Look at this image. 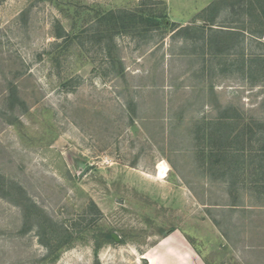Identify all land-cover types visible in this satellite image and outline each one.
<instances>
[{
	"label": "rangeland",
	"instance_id": "1",
	"mask_svg": "<svg viewBox=\"0 0 264 264\" xmlns=\"http://www.w3.org/2000/svg\"><path fill=\"white\" fill-rule=\"evenodd\" d=\"M141 1L0 0V191L11 195L0 193V264H153L174 230L189 235L204 264H264L260 137L246 136L226 165L208 156L213 130H204L228 106L241 124L264 122V69L251 79L241 67L264 55V37L252 32L260 25L243 0H220L213 28L180 33L214 0H156L145 6L176 26L115 35L112 60L95 15ZM218 28L235 51L216 53ZM212 138L225 139L222 130ZM18 187L54 224L81 228L96 218L118 239L95 253L98 230L87 228L48 260L37 227L24 228L10 199Z\"/></svg>",
	"mask_w": 264,
	"mask_h": 264
},
{
	"label": "trees",
	"instance_id": "2",
	"mask_svg": "<svg viewBox=\"0 0 264 264\" xmlns=\"http://www.w3.org/2000/svg\"><path fill=\"white\" fill-rule=\"evenodd\" d=\"M214 0L205 7L202 12L198 16L195 17V21H200V23H197L198 25H189V26H182L180 27V33L182 31H187L190 28H193L192 26H196V30L203 31L204 28H206V25H208L209 28H213L212 26L215 24V18L218 16V8L220 2H223L225 0ZM246 2L243 0L241 4L243 3V10H246L253 20L257 19L258 24L260 27H257V29H253L252 32H255L257 34H260L258 38L264 37V0H247ZM142 3L135 9H111L104 12H99L95 15V20L93 22V28H94V34L96 36V39L99 43H103L105 46L107 53L110 54V58L114 60L112 51L114 49V37L117 34H139V35H147L149 31H152L153 29H157L160 27H168V24L166 23V20L169 21V24L173 27L176 26L175 22H170L169 19H167V15L165 11H156L155 7L148 8L145 6L146 3H156V0H143ZM239 3V2H238ZM246 12V13H247ZM245 23V22H244ZM55 30V37L57 39H66L67 32L60 24H56L54 27ZM218 28L215 32V36L210 37L208 42L211 41V38H213V41H215L216 46V53L222 54V53H231V51H235L237 46L233 43H228L227 45H224V47L221 45V36L220 32H222ZM218 32V35H217ZM203 35V34H202ZM66 46L73 42V37H69L66 40ZM57 46H59V42L54 43ZM112 54V55H111ZM254 64L252 62L245 66V64L242 62L241 67L246 68V72L248 75H250L251 79L255 77L256 71H262L264 69V55H259L255 59H253ZM12 98L15 96V93L13 92V89L11 91ZM231 108L230 106L225 107L220 111V114L218 116L217 122L214 123L215 125L210 123H206L205 125V132L207 131L208 134L211 130H213V134L215 132H220V130L224 133L225 139H213L212 135H210L209 141L214 143V146L211 147L210 151H207L210 155L215 156V160L217 161L219 159L218 155H220L221 159H225L228 153L231 152H238L240 150H245L246 147V136H250L252 138L256 134L260 137V145L257 150L260 153H264V122L259 120H250L252 122H247L246 124H241L239 121V115L236 113L230 112ZM233 122V123H232ZM235 122V123H234ZM234 126V128H230V126ZM236 126L239 128L236 129ZM204 127V126H203ZM202 127V129H203ZM198 131L200 132L201 129ZM227 129V130H226ZM229 134H233V137H229ZM201 135V134H200ZM206 136V134L202 131V136ZM235 139L238 140L239 146L236 148H231L230 140ZM232 150V151H231ZM204 151V150H203ZM203 151L201 153H203ZM262 155L259 154V157L261 158ZM226 160V159H225ZM235 161V160H234ZM232 160V163H234L237 166V162H234ZM226 165L229 164L231 161L226 160ZM244 162V161H243ZM239 163V162H238ZM240 164V163H239ZM225 165V166H226ZM243 166V165H242ZM261 167H264V163L260 165ZM232 181V180H231ZM18 196L10 197V199L15 202L16 204L20 205L23 213V219H24V228L27 229L29 227L36 226L38 230V235L40 236V241L47 247L48 253L46 255V258L50 261H55L61 252L62 249L69 247L72 242L78 239H84V231H87V228L97 229L98 235L94 239V250L95 253L97 250L106 242H112L114 241L112 237L111 231H102L101 228H99V225L97 223L96 218H90L86 225L81 228L72 227L69 228L65 225H56L51 221V218H49L47 215L44 214V212L41 210L38 211V214H35V210H38L39 207L36 206V204L28 197L24 196V190L20 187L17 188ZM1 194L5 196H9V192H1ZM11 196V195H10ZM92 208L93 213L96 215L100 213V210L98 209L97 205L92 202V205L90 206ZM92 213V212H91ZM39 219V220H37ZM75 226H77L75 224ZM189 240V239H188ZM191 241V240H189Z\"/></svg>",
	"mask_w": 264,
	"mask_h": 264
},
{
	"label": "crops",
	"instance_id": "3",
	"mask_svg": "<svg viewBox=\"0 0 264 264\" xmlns=\"http://www.w3.org/2000/svg\"><path fill=\"white\" fill-rule=\"evenodd\" d=\"M187 239H191L188 234L174 230L159 249H154L153 264H204Z\"/></svg>",
	"mask_w": 264,
	"mask_h": 264
},
{
	"label": "bare ground",
	"instance_id": "4",
	"mask_svg": "<svg viewBox=\"0 0 264 264\" xmlns=\"http://www.w3.org/2000/svg\"><path fill=\"white\" fill-rule=\"evenodd\" d=\"M168 168L164 162L159 163L157 167V172L160 178H164L167 175Z\"/></svg>",
	"mask_w": 264,
	"mask_h": 264
},
{
	"label": "water",
	"instance_id": "5",
	"mask_svg": "<svg viewBox=\"0 0 264 264\" xmlns=\"http://www.w3.org/2000/svg\"><path fill=\"white\" fill-rule=\"evenodd\" d=\"M166 23L169 24V21L166 20ZM87 168H88V165L85 166V167L82 169V172H84ZM112 237H113L114 240H117V239H118V237H117L115 234H112Z\"/></svg>",
	"mask_w": 264,
	"mask_h": 264
}]
</instances>
